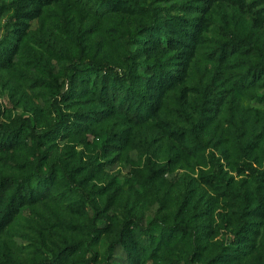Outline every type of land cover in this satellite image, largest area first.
Wrapping results in <instances>:
<instances>
[{"label": "rangeland", "instance_id": "374dc122", "mask_svg": "<svg viewBox=\"0 0 264 264\" xmlns=\"http://www.w3.org/2000/svg\"><path fill=\"white\" fill-rule=\"evenodd\" d=\"M11 2L19 6L14 20L12 8L0 17L8 46L0 49V129L29 117L36 133L54 139L40 172L30 137L0 142V177L27 175L36 184L52 172L49 186L0 230V264H34L78 241L65 264L94 255L106 264L130 217L157 223L148 232L135 224L131 247L115 248L112 264H264V182L256 178L264 172V81L247 79L259 56L221 55L236 35L264 50V0L0 5ZM80 60L86 70L70 81L66 67ZM90 60L119 72L134 65L140 92L91 71ZM103 89L109 98H100ZM80 191L99 208L111 200L112 228L101 236L106 220L95 219ZM244 223L250 231L238 235Z\"/></svg>", "mask_w": 264, "mask_h": 264}, {"label": "trees", "instance_id": "16d2710c", "mask_svg": "<svg viewBox=\"0 0 264 264\" xmlns=\"http://www.w3.org/2000/svg\"><path fill=\"white\" fill-rule=\"evenodd\" d=\"M13 9V14L10 17L9 21H13L15 16L19 13V6L15 2H11L8 5H0V17L3 15L4 11L7 9ZM11 22H8L9 24ZM160 25L159 19H154L153 25ZM152 25V26H153ZM148 30H152L153 28H146ZM5 40L0 41V49L5 54V51L8 49V46L5 44ZM248 50H253L259 56V60L255 61L251 67L252 72L247 77L249 85H256L264 81V50L262 47L254 42L251 36H234L230 39V41L224 44L222 56L228 57L237 52H244ZM87 65H89V69L93 72H104L107 75L112 77L113 83L124 82L127 87H129L133 92L139 93V80L137 75L135 74V66L130 65L126 70L119 72L116 67L110 65L106 62H97L90 60ZM86 70V62L80 60L74 64H71L66 67V75L71 72L72 75L68 76V78L72 79L73 75L76 73H81ZM114 85V84H113ZM69 91V88L68 90ZM104 96L109 98V93L104 92V89L100 92V98L104 99ZM113 99H115V95H113ZM53 110L56 113H59V106L57 102L53 104ZM63 119V118H62ZM60 120L63 121V120ZM18 137H30L32 140V148L38 157V172H40L39 168L41 164H43L44 160L47 157V150L44 148L49 142H51L54 137L53 134L49 133H36L35 127L32 124V121L29 117H26L22 123L14 124L11 127L6 126L0 129V142H6L7 144H13L17 141ZM62 169L65 174L74 179L72 173H70L64 164H61ZM52 172H48L47 174H40V179L38 183L34 184V182L27 175H22L18 177L14 176H1L0 177V202L3 200V208L0 214V230H2L13 218L15 213L18 210V207L24 204L26 201H33L38 195L45 190L46 187L51 183V175ZM152 176H156V172H153ZM256 178L260 181V183L264 182V172L256 173ZM151 179L148 180L149 186H151ZM10 187H14V193L12 195H6V190ZM82 197H84L91 205H93L97 212L95 214V219H105L106 226L98 228L96 230L97 236H101L105 231L112 228L111 216L108 214L109 207L111 205V200H109L102 208L98 207V204L91 198V192H83L80 191ZM259 208H264V199L259 197ZM258 209H254L257 211ZM264 210V209H263ZM157 223V219L152 220L147 227H145L138 218H127L121 227L120 234L117 238H115L110 246L109 253L107 256L108 261L106 264H112V251L117 247H124L129 249L131 247L130 239L132 235L133 226L137 224L140 229L144 232H148L154 224ZM177 229L182 232H194V230L188 226L177 225ZM250 228L246 223L241 227L238 235L242 234L246 236ZM240 238V237H239ZM241 239V238H240ZM81 243L75 242L71 244H65L63 247L59 248L57 253L51 257H44L39 262L34 264H65L67 259L73 255L80 247ZM97 261V255L89 258L85 264H95ZM172 264H179L178 262Z\"/></svg>", "mask_w": 264, "mask_h": 264}]
</instances>
